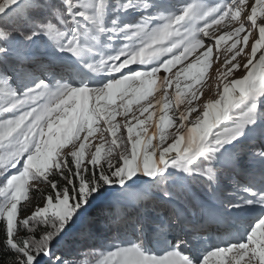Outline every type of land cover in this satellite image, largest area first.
Instances as JSON below:
<instances>
[{"label": "snow or ice", "instance_id": "6c2138e0", "mask_svg": "<svg viewBox=\"0 0 264 264\" xmlns=\"http://www.w3.org/2000/svg\"><path fill=\"white\" fill-rule=\"evenodd\" d=\"M0 264H264V0H0Z\"/></svg>", "mask_w": 264, "mask_h": 264}, {"label": "trees", "instance_id": "16d2710c", "mask_svg": "<svg viewBox=\"0 0 264 264\" xmlns=\"http://www.w3.org/2000/svg\"><path fill=\"white\" fill-rule=\"evenodd\" d=\"M88 212H89L90 214H95V212H96V207H95V205L92 206V207H90V208L88 209ZM97 227H98V229L101 231V233H104V232H105V228H106V226H105L103 220H101V221L98 223ZM91 249H92V246H91L90 244H89V245H84V246H78L77 249H76V253H75V255H74L73 258H74V259H77V260H83V256H84L85 254H87L88 252H90Z\"/></svg>", "mask_w": 264, "mask_h": 264}, {"label": "rangeland", "instance_id": "374dc122", "mask_svg": "<svg viewBox=\"0 0 264 264\" xmlns=\"http://www.w3.org/2000/svg\"><path fill=\"white\" fill-rule=\"evenodd\" d=\"M223 48H224V46H223V44H222V49H221L222 52H223ZM169 91L171 92V91H173V89H169ZM157 95H158V93H157ZM205 95H206V97L210 96V97H212V98H215V89L213 88L211 91H207V90H206ZM183 107H184V105H181V109H183ZM170 130H174V129H170ZM91 250H92V249H91ZM88 253H89V252H88ZM88 253L85 254V255L83 256V260H88V259L91 258V257L88 255Z\"/></svg>", "mask_w": 264, "mask_h": 264}]
</instances>
